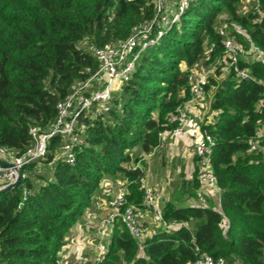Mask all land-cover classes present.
<instances>
[{"label":"trees","instance_id":"obj_1","mask_svg":"<svg viewBox=\"0 0 264 264\" xmlns=\"http://www.w3.org/2000/svg\"><path fill=\"white\" fill-rule=\"evenodd\" d=\"M245 1L192 2L161 42L144 52L121 96L114 93L107 116H82L85 143L75 146L74 164L55 159L65 137L53 136L47 158L26 167L29 177L0 191V264H59L65 237L93 198L101 193L108 198L105 177L128 181L122 208H144L140 179L145 172L131 165L132 151L141 147L151 153L160 132L177 127L169 116L190 98L189 72L202 61L211 66L221 55L218 29L224 25L242 44L240 65L254 78L239 80L218 67L205 92L214 94L210 111L219 112L215 123L201 124L217 142L213 166L219 207L165 203L166 223L190 227L156 230L146 239L145 257L117 217L108 253L92 264H189L202 253L229 264H264V158L249 152L248 143L264 123V0L244 7ZM154 11L153 0H0V144L22 154L33 143L30 129L48 130L57 102L89 77L87 69L99 68L79 42L87 38L100 47L112 38L125 39ZM252 48L260 56L246 61L244 51ZM51 162L53 172L39 171L38 164ZM194 183L200 187L197 173Z\"/></svg>","mask_w":264,"mask_h":264},{"label":"built area","instance_id":"obj_2","mask_svg":"<svg viewBox=\"0 0 264 264\" xmlns=\"http://www.w3.org/2000/svg\"><path fill=\"white\" fill-rule=\"evenodd\" d=\"M170 0H153L154 16L142 22L140 26L133 29L132 33L125 39L112 38L103 46H95L93 55L99 63V68L89 73L83 81L76 82L71 91L57 102V115L46 131H41L38 127L33 126L30 132L33 137V143L22 153L18 154L9 147L0 144V189L15 183L21 175V181L29 177L26 167L31 163L41 162L47 158L49 143L53 136L61 135L65 137V142L55 153V159L65 160L67 163L76 162L75 146L79 143H85L83 132L86 124L81 120L86 115L94 119L103 117L108 114L112 108L114 92L123 87L132 79L139 60L144 52L151 46L159 43L167 32V25L177 21L185 9L196 0H178L175 5H168ZM258 1V0H255ZM250 0L245 1L248 6ZM177 10L176 12L173 11ZM169 27V28H170ZM241 32L240 29H236ZM219 34L223 37V52L219 55L211 66L203 64L201 68L196 65L188 75L190 86V98L178 109L177 113L169 116V121L178 122L176 128L160 132V142L154 148L166 147L174 140L179 141V152L182 157L189 161L192 157L197 159L196 172L200 183V190H205L207 194L213 195L218 193L219 188L214 172L213 153L217 144L215 137L206 129L202 128L199 133L184 123V109L201 110L206 106V89L212 77H216L218 67L226 73L233 71L237 74L239 80L253 79V74L248 67L240 65V56L243 53L242 44L238 42L236 36L232 34L227 26L218 29ZM207 60V58H206ZM246 61L254 60L245 58ZM209 95L212 92L209 91ZM216 115L219 112L212 111ZM210 113V114H211ZM205 114V113H204ZM206 119H209L208 117ZM213 119H215L213 117ZM209 122L205 121V124ZM249 152L261 154L264 158V123H260L256 133L248 140ZM153 150V151H154ZM134 168L139 167L137 163L132 165ZM141 186L145 191L143 205L145 210L154 213L158 221L163 222L167 228L175 229L176 227L189 225L182 221H172L166 223L163 219V212L159 204L161 195L158 194L157 188L148 185L145 177H141ZM116 186L114 196L109 199V212L103 216L96 225L95 247L97 257L92 261L82 260L77 253L75 260H70L71 254L69 248L64 244L62 247L59 264H92L103 261L109 250L110 238L112 234L113 223L117 217L121 218L123 225L130 231L133 237L138 241L140 257H145V242L153 233H148L146 224L141 217V209L136 206L126 204V195L129 192L128 181L118 178L112 183ZM25 198L29 191L24 187ZM81 246L90 247L91 239L89 235L74 234L70 238ZM68 238L65 239V242ZM83 241V242H81ZM125 264H134L133 262ZM189 264H229L224 259H215L208 253H202L195 261Z\"/></svg>","mask_w":264,"mask_h":264},{"label":"crops","instance_id":"obj_3","mask_svg":"<svg viewBox=\"0 0 264 264\" xmlns=\"http://www.w3.org/2000/svg\"><path fill=\"white\" fill-rule=\"evenodd\" d=\"M214 94L212 93V95H206V101L209 103V101L213 100ZM211 106V102L209 104L206 105V107L204 108L205 111H203V115H201L200 113L202 112L201 110H197V109H184V123L189 125L192 129H194L197 133H199L201 131V124H203L204 121L209 122V123H215L216 122V117L215 114H210L209 108ZM192 113H196V115L198 116L199 119H188L190 118ZM205 113V114H204ZM209 119H206V118ZM213 117L215 119H213ZM179 141L176 142H172L170 143L168 146L166 147H160L157 148L156 150L152 151L151 153H148L150 156H155V154L158 151L163 150L162 156L159 157L156 161H149L146 163V169L143 166V163L146 161L144 154H143V150L141 149V147H135L133 149V153L135 155V152H138L136 156H139L137 159H135L134 162L131 163V165H134L135 163H137V165L139 164V166L145 170V179H146V183L148 185H151L153 187H156L157 189H160L162 191V193L160 194L161 197L159 199V204L161 209H163L165 203L171 201L173 203H175L176 205H178V201L176 200L174 193L175 190L180 189V190H184L186 192H188L190 195H196L198 197H200L198 195V191L199 188H195V183H194V173L196 172V161L197 159L195 157H192L190 159L191 163L187 160H185L182 155L179 152ZM145 153V152H144ZM147 154V153H146ZM180 162V163H176L175 161ZM170 164H172L173 167H171V170L169 169ZM188 164L190 166V169H184V165ZM159 170H165V174L161 175ZM187 172L190 174L189 178L184 176V173ZM174 174V175H173ZM193 175V176H191ZM172 176V177H170ZM175 177L176 180H180V183L177 184V187H175ZM166 181V182H165ZM199 182V181H198ZM113 180L111 178H107V180H104L103 183V187H104V192L107 193L108 198H104L103 202L101 204H99V206L95 209V212H92L91 215L89 216L90 222L93 225H97L99 220L107 215V213L109 212V207H108V201L110 198H112L114 196V193L116 191V187L112 184ZM171 184L170 190H171V197L169 198V195L167 194L166 190H167V186ZM108 185V187H107ZM158 185V186H157ZM160 186V187H159ZM166 187V189H165ZM106 188V189H105ZM103 194V193H102ZM218 195L219 192H218ZM207 197L209 198V203L213 202V203H217L218 207H219V200L217 202V200H215V198L213 196L207 195ZM201 198V197H200ZM192 197H189L188 200L191 201ZM179 206V205H178ZM185 206V205H182ZM181 207V206H180ZM97 213V215L95 214ZM141 217L144 220L147 228V232L148 233H155L156 230H164V229H169L165 226V224L163 222H160L157 220V218L153 215L152 212H148L145 209L141 210ZM190 227V226H189ZM92 225L90 224H86L83 223L82 221L79 222L77 225H75L74 227H72V229L69 231V233L67 234V236L65 237L68 238V241L65 242V246L67 248H69V253L71 254L70 256V260L74 261L75 257L78 253V255L80 257H82V260H94L97 257V251L95 249V247H93L94 243H95V227L94 229H91ZM180 227H176L175 229H178ZM170 230H174V229H170ZM90 233H92L91 237V246L90 247H84L81 246V253L80 248L78 246V244L76 243V241H71L70 238L74 236V234H79V235H89ZM83 242V241H81Z\"/></svg>","mask_w":264,"mask_h":264},{"label":"rangeland","instance_id":"obj_4","mask_svg":"<svg viewBox=\"0 0 264 264\" xmlns=\"http://www.w3.org/2000/svg\"><path fill=\"white\" fill-rule=\"evenodd\" d=\"M177 1L178 0H170V1H168V5H170V6H172V5H175L176 3H177ZM173 11L174 12H176L177 10H174L173 9ZM225 16V15H224ZM223 15H221V18L222 17H224ZM177 21H180V18L177 20ZM176 21V22H177ZM227 26V25H226ZM169 27H170V24H168L167 25V30L169 29ZM227 28H228V30L230 31V29H229V27L227 26ZM162 40V39H161ZM161 42V41H160ZM159 42V43H160ZM159 43H157V44H159ZM95 47V45H94V43L91 41V40H89V39H87V38H85L83 41H81V42H79L78 43V48H80V49H83V50H88V51H90L92 54H93V48ZM242 47V49H243V46H241ZM148 50V49H147ZM146 50V51H147ZM145 51V52H146ZM246 53H248L249 55L247 56L248 58H251V59H256V58H258L259 56H260V53L258 52V50L257 49H255V48H252V50H251V52H247V51H244V54H246ZM140 62V61H139ZM203 64H205V61H204V63ZM201 66L202 65H198L197 66V68H201ZM208 66H210V65H208ZM183 67H185V65H183ZM225 74H227V72L225 73ZM133 77V76H132ZM219 78H220V76H219ZM114 93H118V94H116L115 96H121V94H122V87L121 88H119V89H117ZM211 102V100L209 101V103ZM208 102H207V104H209ZM206 104V105H207ZM114 105H113V101H112V107H113ZM206 107V106H205ZM205 107H203L202 109H201V115H203V111H205L204 110V108ZM209 111H210V108H209ZM212 111H210V113H211ZM105 116H107V114H105ZM188 119H199L198 118V116L196 115V113H192L191 114V116H190V118H188ZM173 142H178L177 140H174ZM132 152H134V151H132ZM137 153L138 152H135V155H134V159H137L139 156H141V155H139V156H136L137 155ZM162 153H163V150H161V151H158L156 154H155V156H150L149 154H146V153H144L143 152V154H144V157H145V162L143 163V166H144V168L146 169V163L147 162H149V161H156L159 157H161L162 156ZM176 163H180V162H178V160L177 161H175ZM139 165V164H138ZM38 167H39V171L41 172V173H44V175H46L47 174V172L48 171H50V172H53V168L55 167V163H53V162H51V163H46V165H43L42 163L41 164H38ZM171 167H173L172 166V164H170V167H169V169L171 170ZM184 169H190V166L188 165V164H186V165H184ZM160 171V173H161V175H163V174H165L166 172H165V170L163 171V170H159ZM172 171V170H171ZM144 172H145V170H144ZM145 175V174H144ZM174 175V174H173ZM184 176L185 177H187V178H189V176H190V174L189 173H187V172H185L184 173ZM191 176H193V175H191ZM170 177H172V176H170ZM105 179L107 180V177H105ZM180 181H181V178H180V180H176V177H175V187H177V184L178 183H180ZM166 182V181H165ZM104 183V182H103ZM151 186V185H150ZM158 186V185H157ZM107 187H108V185H107ZM160 187V186H159ZM170 187H171V184L170 185H168L167 186V190H166V192H167V194L169 195V198L171 197V190H170ZM152 189H153V186L151 187ZM156 188V187H155ZM102 189H103V191H104V187L102 186ZM106 189V188H105ZM165 189H166V187H165ZM157 192H158V194L160 195L161 193H162V191L160 190V189H158L157 190ZM198 193V195L201 197H198L197 196V194L195 195H190L188 192H186V191H184V190H180V189H177V190H175V193H174V196H175V198H176V200L178 201L177 203H178V205L179 206H182V205H195V206H208V207H213V208H218V204L215 202V203H213V202H211V203H209V198L207 197V195H210V196H213L214 198H215V200H217V202H218V200H219V195H218V193H213V195H211V194H207L206 193V191L205 190H200L199 189V191L197 192ZM189 197H192V198H194V199H192L191 201H189L188 200V198ZM94 199V201L92 202L93 203V205L90 207V208H88V211L84 214V216L82 217V222L83 223H85L86 222V224L88 223V224H90V225H92V228L91 229H94V227H95V233H96V225H93L91 222H90V219H89V216L91 215V213L92 212H95L96 210V208L99 206V204H101L102 202H103V199H104V195L101 193V194H99L98 196H96V197H94L93 198ZM96 215H97V213H95ZM154 214V213H153ZM81 221H79V222H81ZM78 222V223H79ZM77 223V224H78ZM76 224V225H77ZM95 233H94V235H95ZM91 235H92V233H90V239H92V237H91ZM233 264H241V262L240 261H235Z\"/></svg>","mask_w":264,"mask_h":264},{"label":"water","instance_id":"obj_5","mask_svg":"<svg viewBox=\"0 0 264 264\" xmlns=\"http://www.w3.org/2000/svg\"><path fill=\"white\" fill-rule=\"evenodd\" d=\"M21 183V175L18 177L17 181L7 187H4L2 189H0L1 192H5V191H10L13 188L17 187L19 184Z\"/></svg>","mask_w":264,"mask_h":264},{"label":"clouds","instance_id":"obj_6","mask_svg":"<svg viewBox=\"0 0 264 264\" xmlns=\"http://www.w3.org/2000/svg\"><path fill=\"white\" fill-rule=\"evenodd\" d=\"M176 22V21H175ZM172 26V25H171ZM168 31V30H167ZM250 60H251V58H250ZM255 60H257V58L256 59H254V60H251V61H255Z\"/></svg>","mask_w":264,"mask_h":264}]
</instances>
